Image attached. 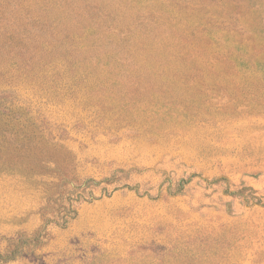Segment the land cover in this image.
Listing matches in <instances>:
<instances>
[{
	"label": "rangeland",
	"instance_id": "rangeland-1",
	"mask_svg": "<svg viewBox=\"0 0 264 264\" xmlns=\"http://www.w3.org/2000/svg\"><path fill=\"white\" fill-rule=\"evenodd\" d=\"M0 264H264V0H0Z\"/></svg>",
	"mask_w": 264,
	"mask_h": 264
}]
</instances>
